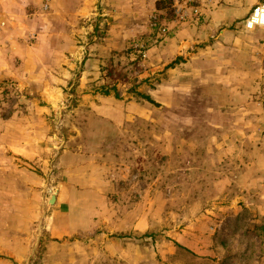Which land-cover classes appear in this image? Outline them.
<instances>
[{
    "label": "rangeland",
    "instance_id": "rangeland-1",
    "mask_svg": "<svg viewBox=\"0 0 264 264\" xmlns=\"http://www.w3.org/2000/svg\"><path fill=\"white\" fill-rule=\"evenodd\" d=\"M198 1L0 0L1 139L6 120L32 116L24 125L42 147L8 176L27 181L29 197L0 200V264H264V185L232 174L264 172V28L242 27L251 9L234 25L250 40L256 85L200 90L168 53L186 19H207L222 0ZM238 2L243 12L264 0ZM67 152L99 179L108 207L69 249L44 238ZM84 198L89 207L91 186ZM98 242L109 248L87 247Z\"/></svg>",
    "mask_w": 264,
    "mask_h": 264
},
{
    "label": "crops",
    "instance_id": "crops-1",
    "mask_svg": "<svg viewBox=\"0 0 264 264\" xmlns=\"http://www.w3.org/2000/svg\"><path fill=\"white\" fill-rule=\"evenodd\" d=\"M199 1L202 2L204 0ZM240 3L241 2H238V0H222L219 6H216L214 14L209 16L208 13H206L207 19L201 20L199 23L191 19H186L184 21L185 23L179 26L174 32V36L168 40V53L173 58H184V69L176 67L177 71H183L185 76L184 81L199 86L200 90L206 89V85L210 82L218 85L217 88L223 91L238 90L239 88H241V90L245 89L238 85H247L248 87L250 85H256L255 77L257 73L254 63L256 59L255 54L242 44L250 43V40L234 30L236 21L240 19V17L246 16L248 11H250L249 9L256 3H254V5L252 3L249 6L243 4V7H245L243 12L241 9H238ZM190 9L189 14H192V5ZM1 14L6 22L9 24L12 23L9 21L10 15L6 11ZM220 28L222 31L218 34L217 32ZM95 60L96 59H93V61ZM227 74H229V77ZM230 75L234 76V78L231 79ZM49 88L51 87H47V89ZM248 107L250 109L254 108L255 104L251 102L248 104ZM250 117L251 121H259L260 119L256 116ZM35 118V120L40 121V123L44 122L42 116H37ZM32 120V116L26 115H18L11 120H6V122L12 123V125L9 126L6 131L1 132L6 137L4 141L1 139L0 134V156L2 157V154H5L2 158L0 157V200L5 196L11 199L18 196H22V198L23 196L29 197V192L23 190L26 187L25 183H27V181L24 182V180L15 179L16 181L14 182L11 181L8 176L23 175L24 169H20V167L26 164L27 160L33 159V155H37V150L39 154L41 153V145L35 142L37 140L36 132L34 133V131L31 130L30 125H24L27 122L30 123ZM242 122H244V120ZM235 131L241 133L242 138L246 139L251 138L254 133L249 132V129L245 132L243 126L238 127ZM39 137L38 141L41 142L43 136L39 134ZM33 138L35 141H33ZM237 138L239 137L237 136ZM81 161H83L81 156L67 152L62 156V160L57 167L59 172L65 177L66 183L61 186L58 194L54 195L53 214L49 218L47 232L44 236L48 244L60 242L62 243L61 247L65 245V247L69 249L70 246L66 244L67 239H71L76 233L84 232L88 230V228L89 230L94 228L95 224L100 220H107L108 207L105 208L104 206L105 210L103 213H105V216H101L103 215V208L97 203L105 202V197L102 194V184L96 177L87 179V177L84 176L86 175L87 166ZM4 162L7 164L5 163L6 165H3ZM6 168L7 171H9L7 174L5 171ZM95 169L97 170V168ZM232 174H234L233 177L237 180L247 179L249 175L250 178H254V180L257 181V184L264 185V172L260 174L259 170H255V175L253 177L252 173L249 171V166L241 172H239L237 168ZM5 177L6 179L1 181V179ZM222 179H224V177H222ZM90 186L91 198L89 201H91V203L88 207V199L85 200L84 194L89 192ZM103 188L106 189L105 186H103ZM29 191L33 192V190ZM50 198L47 200L46 204H48ZM43 205L41 203L42 207ZM89 209L90 213L88 217ZM108 245L109 244L104 245L98 242L88 245L87 247H93L95 252H100L104 248H109ZM44 247L46 246L44 245ZM99 255H101V253H97L95 260L98 259Z\"/></svg>",
    "mask_w": 264,
    "mask_h": 264
},
{
    "label": "built area",
    "instance_id": "built-area-1",
    "mask_svg": "<svg viewBox=\"0 0 264 264\" xmlns=\"http://www.w3.org/2000/svg\"><path fill=\"white\" fill-rule=\"evenodd\" d=\"M241 25L247 31L264 28V3L253 6Z\"/></svg>",
    "mask_w": 264,
    "mask_h": 264
},
{
    "label": "water",
    "instance_id": "water-1",
    "mask_svg": "<svg viewBox=\"0 0 264 264\" xmlns=\"http://www.w3.org/2000/svg\"><path fill=\"white\" fill-rule=\"evenodd\" d=\"M54 201H55V196L52 195L51 198H50V200H49V202H48V204L49 205H53L54 204Z\"/></svg>",
    "mask_w": 264,
    "mask_h": 264
},
{
    "label": "trees",
    "instance_id": "trees-1",
    "mask_svg": "<svg viewBox=\"0 0 264 264\" xmlns=\"http://www.w3.org/2000/svg\"><path fill=\"white\" fill-rule=\"evenodd\" d=\"M159 5V4H158ZM160 6V5H159ZM142 97H144V99H146L147 101H149L150 102V98H148V97H146V96H142Z\"/></svg>",
    "mask_w": 264,
    "mask_h": 264
}]
</instances>
